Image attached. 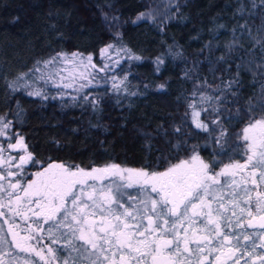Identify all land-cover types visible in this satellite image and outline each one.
Wrapping results in <instances>:
<instances>
[{"label": "snow or ice", "instance_id": "obj_1", "mask_svg": "<svg viewBox=\"0 0 264 264\" xmlns=\"http://www.w3.org/2000/svg\"><path fill=\"white\" fill-rule=\"evenodd\" d=\"M235 3L233 15L243 23L230 29L225 51L213 58L220 45L212 41L226 28L221 23L209 29L212 38L198 54L204 60L183 70L192 88L183 94L181 123L172 128L176 153L158 158L162 168L111 159L87 167L41 160L16 128L25 122L20 101L0 114V264H264V0ZM179 11L178 0H168L161 31ZM156 15L149 7L123 23L155 24ZM102 17L117 30L98 49L100 66L96 53L57 51L12 80L5 78L10 92L59 100L62 108L90 106L97 113L105 95L114 96L117 106L141 95L131 90L129 73L115 69L123 59L143 58L123 43L120 17L103 12ZM257 17L254 33L249 20ZM245 38L250 47H244ZM166 56L184 59L170 45L153 60L156 73ZM204 62L211 81L198 70ZM99 73L105 76L98 79ZM243 73L259 82V92L242 104ZM109 83L106 92H84ZM165 88L156 85L158 91ZM193 135L202 143L191 144Z\"/></svg>", "mask_w": 264, "mask_h": 264}, {"label": "trees", "instance_id": "obj_2", "mask_svg": "<svg viewBox=\"0 0 264 264\" xmlns=\"http://www.w3.org/2000/svg\"><path fill=\"white\" fill-rule=\"evenodd\" d=\"M178 3L177 18L169 19L161 31L159 25L165 20L166 8H161L160 0H0V114L14 109L20 101L25 110V122L17 124L16 128L25 135L31 150L41 160L51 158L87 167L91 162L102 164L111 159L132 167L147 162L162 168L164 161L158 162V158L176 153L172 145L177 137L172 128L181 123L183 94L192 88L191 82L182 79L183 70L191 68L194 61L204 60L198 54L212 38L209 29L221 23L226 25L217 33L219 39L212 41L220 45L219 51H213L215 58L225 51L223 46L230 39V29L243 23L233 15L235 0H178ZM149 7L160 8L155 24L123 23ZM174 11L173 7L167 12L168 16ZM102 12L120 17L118 27L123 43L143 58L141 61L123 59L115 69L116 74L129 73L131 90H138L141 95L122 99L119 106L114 96L105 95L97 113L90 106L62 108L59 100L41 101L22 91L10 92L5 78L12 80L31 68L35 60L57 51L96 53L94 62L101 65L98 49L111 42L117 30L116 27L109 29ZM260 22L259 17L249 20L254 33ZM242 43L245 48L251 46L247 38ZM170 45L178 46L184 59L173 60L166 56L161 71L156 73L153 60ZM198 70L202 78L213 80L206 62L201 63ZM111 74L110 71L108 75ZM102 76L105 73H99L97 78ZM242 78L243 104L259 92V82L253 84L248 73H243ZM161 83H165L166 88L158 91L156 85ZM145 84L149 85L147 89ZM108 88L110 83L86 88L84 92L91 91L95 95ZM55 141H59V146ZM197 142L202 143V137L193 135L190 143ZM211 151L209 148L201 154L207 157ZM36 170L38 166L30 167L28 172Z\"/></svg>", "mask_w": 264, "mask_h": 264}, {"label": "rangeland", "instance_id": "obj_3", "mask_svg": "<svg viewBox=\"0 0 264 264\" xmlns=\"http://www.w3.org/2000/svg\"><path fill=\"white\" fill-rule=\"evenodd\" d=\"M167 2H168V0H160V5H161V8H166V4H167ZM160 10V8L159 9H155L154 11L157 13L158 11ZM113 58H115V54L113 53ZM103 62V61H102ZM98 66H100V65H98ZM51 90H53L54 92L56 91V89H54V88H50ZM66 91H68V92H72V90L71 89H69V90H66ZM74 94V93H73Z\"/></svg>", "mask_w": 264, "mask_h": 264}]
</instances>
